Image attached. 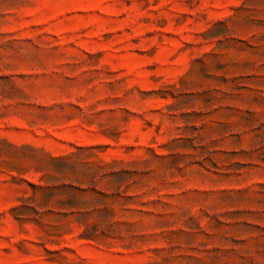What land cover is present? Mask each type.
<instances>
[{
    "label": "rangeland",
    "instance_id": "374dc122",
    "mask_svg": "<svg viewBox=\"0 0 264 264\" xmlns=\"http://www.w3.org/2000/svg\"><path fill=\"white\" fill-rule=\"evenodd\" d=\"M0 264H264V0H0Z\"/></svg>",
    "mask_w": 264,
    "mask_h": 264
}]
</instances>
